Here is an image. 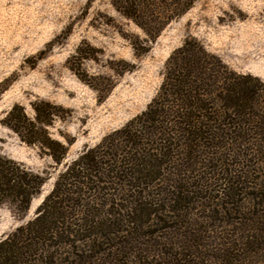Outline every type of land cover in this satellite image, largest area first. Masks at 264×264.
<instances>
[{
  "label": "rangeland",
  "instance_id": "1",
  "mask_svg": "<svg viewBox=\"0 0 264 264\" xmlns=\"http://www.w3.org/2000/svg\"><path fill=\"white\" fill-rule=\"evenodd\" d=\"M187 42L264 83V0H196L154 38L111 0H0V169L19 166L32 194L27 203L0 193V242L36 217L73 161L148 108L169 58ZM50 140L56 156L67 148L59 164ZM239 167L254 176L245 179L238 213L228 203L236 199L220 192ZM194 169L185 219L166 212L173 216L166 223L150 222L117 264H264V208L250 199L264 190V167L207 161Z\"/></svg>",
  "mask_w": 264,
  "mask_h": 264
},
{
  "label": "trees",
  "instance_id": "2",
  "mask_svg": "<svg viewBox=\"0 0 264 264\" xmlns=\"http://www.w3.org/2000/svg\"><path fill=\"white\" fill-rule=\"evenodd\" d=\"M111 2L154 38L196 0ZM11 125L22 133V126ZM45 146L61 163L67 148L56 156L51 140ZM207 161L264 167V83L230 70L203 48H188L187 42L169 58L148 108L73 161L36 217L0 242V264H96L104 257L117 264L150 222L166 223L173 218L163 216L166 212L185 219L181 213L192 190L187 179ZM241 169L231 171V184L220 192L227 201L236 199L228 203L238 213L245 204L240 195L245 179L254 176ZM25 181L19 166L0 169V193L25 195L29 203L32 194H25ZM31 181L41 183L39 176ZM251 197L264 208L263 189Z\"/></svg>",
  "mask_w": 264,
  "mask_h": 264
}]
</instances>
